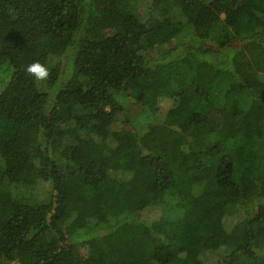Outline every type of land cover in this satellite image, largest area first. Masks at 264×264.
Masks as SVG:
<instances>
[{
    "label": "trees",
    "instance_id": "obj_1",
    "mask_svg": "<svg viewBox=\"0 0 264 264\" xmlns=\"http://www.w3.org/2000/svg\"><path fill=\"white\" fill-rule=\"evenodd\" d=\"M262 199L264 0H0V264H264Z\"/></svg>",
    "mask_w": 264,
    "mask_h": 264
},
{
    "label": "rangeland",
    "instance_id": "obj_2",
    "mask_svg": "<svg viewBox=\"0 0 264 264\" xmlns=\"http://www.w3.org/2000/svg\"><path fill=\"white\" fill-rule=\"evenodd\" d=\"M223 17L224 16H222V18ZM221 27H222V23L218 22L211 32V36L213 38L216 39L219 36L221 29H222ZM240 103L242 107H246L248 105V98L243 95L240 99ZM118 117H121V115H118ZM110 143H112V141H110ZM34 195H35L36 205H40L42 203L49 201L52 195L51 185L49 183H44V182L37 183ZM261 202L264 204V199H262ZM229 210H232V208L230 207ZM165 211L167 212V214L172 215V216H179L180 214H182V210L179 208H176L171 202L168 204V208H166ZM154 214L155 213L152 212L151 216H153Z\"/></svg>",
    "mask_w": 264,
    "mask_h": 264
},
{
    "label": "clouds",
    "instance_id": "obj_3",
    "mask_svg": "<svg viewBox=\"0 0 264 264\" xmlns=\"http://www.w3.org/2000/svg\"><path fill=\"white\" fill-rule=\"evenodd\" d=\"M26 72L37 81L46 80L50 74V67L48 63L34 61L26 66Z\"/></svg>",
    "mask_w": 264,
    "mask_h": 264
}]
</instances>
